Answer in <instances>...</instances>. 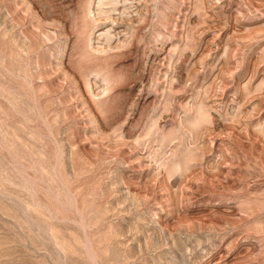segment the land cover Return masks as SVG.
<instances>
[{
  "label": "rangeland",
  "instance_id": "1",
  "mask_svg": "<svg viewBox=\"0 0 264 264\" xmlns=\"http://www.w3.org/2000/svg\"><path fill=\"white\" fill-rule=\"evenodd\" d=\"M0 264H264V0H0Z\"/></svg>",
  "mask_w": 264,
  "mask_h": 264
}]
</instances>
